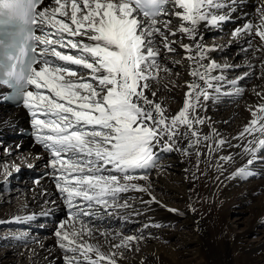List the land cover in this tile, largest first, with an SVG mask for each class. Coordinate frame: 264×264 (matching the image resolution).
<instances>
[{
	"label": "snow or ice",
	"instance_id": "snow-or-ice-1",
	"mask_svg": "<svg viewBox=\"0 0 264 264\" xmlns=\"http://www.w3.org/2000/svg\"><path fill=\"white\" fill-rule=\"evenodd\" d=\"M238 3L0 0V87L10 90L2 99L17 102L30 113L35 142L50 153L45 167L51 173L45 174L54 181L67 208L66 218L54 230L57 247L65 252L64 264H118L123 253H106L93 238H105L110 249L132 250L144 236L94 229L89 226L91 218L101 210L131 209L140 215L123 198L130 192L148 195L147 201L141 199L142 205L160 203L152 195L148 175L165 167L159 163V154L199 157L205 124V118L197 114L201 100L208 101L213 92L243 94L241 82L253 76L254 69L229 79L225 71L242 66L216 62L211 53L218 46L205 44L199 31L202 24L220 28L229 22ZM231 37L229 47L243 40L247 49L242 51L264 52V2L256 8L255 18L234 28ZM179 52H183L180 59H169ZM169 65L186 66L190 77L183 85L182 106L174 113L158 99L159 90H153L154 83L166 91L180 87L171 80L179 73H173ZM259 78L264 79V60ZM225 82L232 91H222ZM253 92L261 102L249 106L254 118L237 139L257 131L264 134V123L258 124L256 118L257 111L264 114V91L253 88ZM259 120L264 121V115ZM202 138L207 142L210 136ZM216 143L222 146L227 141ZM245 150L250 154L264 150V139L257 149ZM253 163L254 159H248L234 175L247 178ZM14 219L32 220L34 215ZM112 238L119 242L111 243Z\"/></svg>",
	"mask_w": 264,
	"mask_h": 264
},
{
	"label": "bare ground",
	"instance_id": "bare-ground-1",
	"mask_svg": "<svg viewBox=\"0 0 264 264\" xmlns=\"http://www.w3.org/2000/svg\"><path fill=\"white\" fill-rule=\"evenodd\" d=\"M262 2H264V0H239V3L236 6V11L233 14V19L236 20V24L231 19L229 22L223 24L222 27L227 24H229L230 27L234 24V27L231 29L232 32V30L236 28V25H239L238 27H240L248 22V20H253L256 14V8ZM44 3L48 4V0H45ZM162 19H166V17H162ZM176 23L177 20L173 18V24L175 25ZM208 28L214 30V28L207 27L203 24L200 26L199 31L203 38L206 36ZM221 28H215V32L220 31L223 33V31L220 30ZM228 29L230 30V28ZM185 42L187 43L188 41L185 40ZM256 43H259V41H256ZM238 44L243 46L242 49H247V44H245L243 40ZM216 46H218L219 50L212 52L211 56L217 62L222 46ZM244 46L246 47L244 48ZM181 56H183V53L180 54L179 58H181ZM257 57H259V59H257ZM169 59H172V57H169ZM262 60H264V52L256 51L253 53L251 51H245V57L242 59V62H239V64L238 62H235L238 61V56L237 58L229 56L228 59L225 60L224 58L221 61H218V63L222 65H241L242 67L240 68H242V70L239 71L235 78L242 75L244 71H252L254 69V78L252 79V82L257 79L259 82L257 85L254 83L251 84V87L256 86L255 89L257 91H264V79L259 78ZM248 64L252 65L251 69L243 67ZM181 67L182 69L180 71L176 67H170L172 68L173 73H179L178 77L172 76L171 80L178 83L180 87H175L172 88L171 91H166L161 84H153L160 87L158 91V99L163 101L165 106H167L173 113L179 108L178 102H176V97L183 101L184 92L186 91L183 85L190 79L186 74V66ZM237 69L239 68H234L231 71L226 70L224 75L227 76L230 72H234ZM80 71L81 74H86L83 70ZM158 87L153 90H158ZM223 87H225V89L222 91L233 90L228 87L227 82L224 83ZM2 90L3 88L0 87V91ZM227 97L228 96L226 95H222L220 98L219 96H212V98L206 102L201 100L197 114L200 117L206 118L207 122L212 125L218 123L215 126V130H220L227 137H231L237 134L239 128L245 124L249 106L253 105L256 95L252 91L248 94L246 99L239 103H236V101L231 103L228 101L224 102V100H229ZM232 100L233 99H231V101ZM224 104L232 106L221 108L220 106ZM225 109H227V111L223 112ZM261 115L264 114L258 112V117ZM258 122L264 123V121L261 120ZM27 126L31 127V116L24 107L13 109L10 107L7 108L0 103V142H2V144L0 143V156L1 154H7L5 151L6 149L10 150V152L22 151L25 155L24 158L23 155L20 157V161L25 163L26 169L20 168L21 165H14V167H12V161H10L8 164L9 166H7L6 162H8L10 157L11 159L13 157L9 156L4 158L2 156L6 162L3 161V165L0 166V179H3L4 176L9 174L10 169L8 167L11 166L13 169L11 174L15 173L16 177H23V180L21 179V183H19L22 188L20 195L17 193V191L20 190L19 186L15 187L14 190L11 189V192L8 190L9 192L7 194L0 191V193H2L0 194V223H11L9 226H7V224L5 225L7 227H26L27 229H34L38 232L46 229L49 231V236H38L40 238L32 236L31 239L26 237L23 232H9L5 235L6 239L0 242V245H2V248L0 249V264H64L63 257L65 252L57 247L54 230L50 227L54 220H49L48 217L51 215L56 216L59 221L64 220L67 213L66 206L62 202V197L57 194L54 181L51 178L48 177L42 179L43 181L38 180L39 183H36L37 180H34L30 175H27L30 170H36L37 168L50 171L51 173V169H46L45 167L46 162L50 158V153L48 151H41L43 147L36 143L34 138H24L21 136L22 128ZM218 140V137L215 139L211 138L205 143L204 147L210 151V156L212 157L204 154V152L199 157L196 155L182 156L179 161L181 166L178 167L174 166L176 163L169 165L167 161H164L161 155L162 153H160L159 163L165 165V167L155 169L152 174H149L152 195H154L160 203L150 204L152 207H145L141 203L139 204L140 209L144 211L145 215L155 219L158 223H170L179 218H182L184 223H193L197 228L192 236H190L189 233L187 234L184 231H180L178 228L173 231L170 230V228L165 230L162 229L161 232L156 233L151 231L150 236H148L151 240L149 241V239L146 240L144 238L138 244L132 245V250L124 248L122 250L110 249L105 238L99 237L98 235L93 238L92 242H98L102 246V250L106 253L110 250L118 253L122 252L123 255L118 257V262L120 264H186V258L182 257L185 256L184 253H188V256L191 259L195 258L196 260H199L200 264H264V243L261 242L258 243V245L255 244L248 248L247 246L240 247L239 242L241 236L236 235V233L233 232V227L226 221L229 209L238 204L237 200L239 198L244 199L243 197L245 196L250 197L254 192H258V195L256 197H250L253 201L251 200L252 203L249 208L252 215V219L249 221V226L255 227L257 223L264 221V178H247L249 179V184L238 187L235 186V184H238L240 177L234 175L238 169L242 166H246L248 159H254L255 163L261 162L262 160L257 157L261 150L257 151L255 154H250L245 150L243 152V158L236 162L234 168L230 169L229 164L232 158L226 163L224 160L218 162L215 160L222 155L216 147V142ZM238 142L241 141L236 139L231 144H224V146H220V148H222V152H225L226 155L228 154L231 156V152L235 151L236 153L239 151L241 146L237 145ZM17 147H19L18 150H16ZM202 149H204L203 146ZM37 156L41 158L37 159ZM255 163L251 166H254ZM28 165H33V167H28ZM17 167L19 168V171L16 170ZM172 168L178 169L180 174H177V172H170V169ZM186 171L194 175L196 189L208 193L210 197L207 202H204V204L201 205V209L196 208L195 211L187 210L184 212L178 211V213L169 211L168 209L179 210L182 206L180 203L182 198L179 194L183 193L185 189L188 191V181L187 179H183V175ZM195 171L197 173H194ZM204 173H207V175L202 176L201 174ZM22 174H24V176H21ZM1 180L0 183H2ZM138 183L143 184L145 182L138 181ZM6 192L7 191L5 190V193ZM45 193H47V195H45ZM222 193L227 195H221ZM16 194L19 196L18 198L14 199L11 197V195ZM132 194L133 192H130L123 197H128ZM140 195L143 200L149 199L147 194L140 193ZM194 202L196 203L195 200ZM48 211L52 213H49ZM120 214L117 212L115 214L111 213L110 217H106L105 212L102 210L97 211L96 215L91 218L89 226L101 231L107 230L110 233H116L119 223H124L126 221L124 217L121 218ZM29 215H34V219L21 221H15L14 219L17 216L26 217ZM190 217L192 219H190ZM135 219L136 218L133 217L129 218L126 223H129L130 225L135 222ZM100 222H102V224H100ZM144 223L145 221H143L142 229L144 228ZM199 227H201V230ZM23 231L25 230L23 229ZM2 237L4 238V236ZM85 239L88 238L85 237ZM166 239H170L172 242L164 244L163 242ZM116 242H119V240L116 238L111 239V243L114 244ZM192 242L194 244H192ZM193 245H195V247L192 249L191 246ZM10 252L13 254H10ZM233 253L235 254L233 255ZM140 256L144 261L135 260Z\"/></svg>",
	"mask_w": 264,
	"mask_h": 264
},
{
	"label": "rangeland",
	"instance_id": "rangeland-1",
	"mask_svg": "<svg viewBox=\"0 0 264 264\" xmlns=\"http://www.w3.org/2000/svg\"><path fill=\"white\" fill-rule=\"evenodd\" d=\"M166 18H168V17H166ZM232 20L236 24V20H234L233 18H232ZM238 26L239 25H236V27H238ZM232 27H234V24L232 26H230V27H229V24L224 25V27H222L220 29L221 31H223V33H221L220 31L215 32V30H216L215 28H214V30L208 28L207 29L208 31L206 32V36H204V38H203L205 44L222 46L221 53L218 56L217 62L221 61L224 58L226 60V59H228L229 56H233L234 58H237V56H238V61H235V62L236 63L238 62V64H239V62H242V59L245 57V51L246 50L242 51V47L243 46H240L238 43H233L229 47V41L232 39L231 34H230ZM228 28H230V30ZM245 47L246 46H244V48ZM181 53H183V52H179V55H177L175 57H172V59H180L179 56H180ZM257 59H259V57H257ZM169 66L170 67H174L172 65H169ZM176 68L179 71L182 69V67H176ZM240 70H242V68H239V69H237L234 72H230L232 75L229 73L228 74L229 76L227 75V77L230 78V79L235 78V76L238 75ZM253 78H254V76H251V77H249V78H247V79H245L244 81L241 82L240 86L244 88V92H243V94L241 96H230V97L228 96L227 98L229 100H224V102L228 101L229 103H231L233 101H236V103H239L242 100L246 99L248 97V94L253 91V88H256V86L251 87V84L254 83L255 85H257L258 82H259L258 79L252 82ZM263 86H264V84H263ZM156 87H158V86L153 85V89H156ZM159 89H160V87H158V90ZM224 89H225V87L222 88V90H224ZM222 95L223 94L217 95L215 92L212 93V96H219V98ZM231 99H233V100L231 101ZM176 102H178L179 107L182 106V102L183 101L180 100L178 97H176ZM260 102L261 101L256 96L253 105H258ZM227 106L231 107L232 105L224 104V105H221L220 107L221 108H227ZM226 111H227V109L223 110V112H226ZM253 118L254 117L250 114V111H248L247 117H246V120H245V124L239 128V132L237 134H235V135H233L231 137H227L220 130H215V126L218 123H216L215 125H212V124L208 123L206 118H205V124H204V126L202 127V130H201V138L203 137L204 134H207V135L210 136V139L211 138L215 139V138L218 137L219 139L221 138V139L227 141L226 144L229 145L234 140L237 139L238 135L243 131V129L249 124V121L252 120ZM256 118L259 121L258 111H257V117ZM214 131L216 133H218V135H213ZM0 138H1V136H0ZM261 139H264V134H261L259 131H257L254 135H247L246 134L243 139H237L238 141H241V142H238V144H237V145H239L241 147H240L238 152H236V153H235V151L231 152L230 153L231 156H229L228 154L226 155L225 152H222L223 151L222 148H220V146L216 145V147L219 149V151L222 153V155L219 156V158L215 159V160H216V162H218V161L222 160V159H220L221 157H226V156L227 157H231L232 160L230 159L231 162L229 164V167H230V169H232L236 165V162L238 160H240L241 158H243V152L245 151V149H255V148L257 149L258 148V142ZM0 143L2 144V142H0ZM205 143L206 142L202 138L201 139V144H203V145H201V144L199 145V148H200L199 151L201 152V154L204 152V154H207V155L210 156L211 155L210 151L208 149H206V147H204ZM202 146H203L204 149H202ZM222 146H224V145H222ZM18 148L19 147H17L16 150H18ZM207 151H209V152H207ZM161 153H162L161 155H162L164 161H167L169 163V165H171L172 163H176L174 166H177V167L181 166V163L179 161L182 158V156L185 157L184 155H182L179 152H172V153H163V152H161ZM255 153H253V154H255ZM22 155H23V158H24L25 153L22 152V151H20V152L19 151H17V152L12 151L10 155L9 154H1V156H0V166L3 165V161H5L4 158L12 156L13 158L11 159V157H10L8 162L5 161L7 163V166H9L8 164L10 163V161H12V163H13L12 167H14V165H21L20 168H22V169L24 168L25 169V163L20 161V157H22ZM209 156H206V157H209ZM210 157H212V156H210ZM257 157L260 158L262 161L258 162V163H255L254 166H250V169H252V170H250V172L253 173V174H251L247 178H253V179H256L258 177L259 178L260 177L264 178V150L259 151ZM227 161H229V160H224L225 163ZM189 162H190V160H189ZM169 165H167V166H169ZM8 168L10 169L9 174L4 176L3 179L1 178L2 180L0 179L1 182H2V183H0V185H1L0 186V191L4 192V194H7L9 192L8 190H10V192H11V189L14 190L15 187L19 186L20 190H18L17 193H19V195H20V191H21L22 188H21L19 183H21V179L23 177H21V178L20 177H16L15 173L11 174V172H13V169L11 168V166L8 167ZM153 171L154 170L148 172V175L152 174ZM170 172H173V173L177 172V174H180V171L178 169H173L172 168V169H170ZM194 173H197V172L195 171ZM198 173H200V172H198ZM201 175L202 176H206L207 173H204V174H201ZM21 176H24V174H22ZM247 178L240 177V180L238 181V184H235V186L239 187V186H242V185L249 184V182H248L249 179H247ZM183 179H187V181H188V191L185 189V191L183 193L179 194L181 196V198H182L181 199L182 201L180 202L182 204V206L179 209V211L184 212V211H187V210L195 211L196 208L197 209H201V205L204 204V202L208 201V199L210 197L209 194L206 193V192H203V191H200V190L196 189V187H195V177H194V175L192 173L186 171V173L183 175ZM5 190L7 191L6 193H5ZM263 191H264V188H263ZM0 194H2V193H0ZM133 194L131 196H128V197L125 196L123 198L124 199H129L130 203H132L134 208H135V212H139L140 215H135V213L131 209H128V210L121 209V210H118V211L114 210L115 212L114 211H110L112 214H115L116 212L118 214L121 213L120 214L121 218L124 217L126 221L129 218H132V217L136 218L135 222H133L130 225H129V223H126V222L119 223V227H118V230H117L116 233H122L124 236H129V235H134V234H142L146 240L149 239V241H150L151 239L148 236H150L151 231L152 232L154 231L153 233H156V232H161L162 229L165 230V229H169L170 228V230L173 231L176 228H178L180 231H184L187 234L189 233L190 236H192L193 232L196 231L195 229L197 228V226H194L193 223H189V222L188 223H184L182 221L183 220L182 218H179V219H177V220H175L173 222H170V223H163V222L162 223H160V222L158 223V221H156L155 219H153V218H151L149 216H146L144 211H142L140 209V206H139L140 201H141L140 199H142L140 193L133 192ZM221 195H227V194L222 193ZM257 195H258V192H256V193L254 192L250 197H256ZM11 197L16 199L19 196L16 194V195H11ZM250 197L245 196V197H243L244 199H242V198L240 199L239 198L237 200L238 204L232 206L229 209L228 215L226 216V221L233 227L232 228L233 232L236 233V235L241 236L240 242H239V246L240 247H246L247 246V248L251 247V246H253L255 244L258 245V243H261V242L264 243V221L257 223L255 227L249 226V221L252 219V217H251L252 215H251V212H250L249 208H250V205H251V203L253 201L252 198H250ZM137 199H139V200H137ZM194 200L196 201V203L194 202ZM144 201H147V200H144ZM144 206L148 207V206H151V205L147 204V205H144ZM48 212L52 213L50 211H48ZM110 212L106 213L107 217L111 216ZM49 217H48L49 220H54V221H52L53 224L50 227L52 228V230H55L56 224L59 221V219L56 216H51L50 215ZM190 219H192V218L190 217ZM190 219H189V221H190ZM154 220H155V222H154ZM178 220H180V221H178ZM143 221H145L144 225L145 224H153V225L150 226V227H147L146 229H144L145 227L142 229ZM5 224H7V226H9V224H11V223H6V222L0 223V242H2L4 239H6L5 235L8 234L9 232H13V233H17L18 231L19 232H23V234H25L26 237H29L31 239H32V236H34L35 238H40L43 235L44 236L45 235L49 236L48 235L49 231L46 230V229H43L42 231L38 232V231H35L34 229H27L26 227H17V226L16 227H14V226L7 227ZM43 224H46V223H43ZM100 224H102V222H100ZM157 225H159V226H157ZM169 225H172V226H169ZM120 226H122V227H120ZM23 229L25 231H23ZM199 229L201 230V227H199ZM11 230H13V231H11ZM146 233H147V235H146ZM2 236H4V238ZM38 236H40V237H38ZM165 241L163 242L164 244L168 243V242H172V240H170V239H166ZM116 243H118V242H116ZM192 244H194V243L192 242ZM194 247H195V245L191 246L192 249ZM1 248H2V245H0V249ZM10 254H13V253L10 252ZM231 254H232V252H231ZM234 254L235 253H233V255ZM184 255L185 256H182V257L186 258L185 259V263L186 264H200L199 260H196L195 258L191 259L188 256V253L187 254L184 253ZM135 260L136 261L137 260L138 261H144L141 256L138 257V259H135ZM118 264H120V263L118 262Z\"/></svg>",
	"mask_w": 264,
	"mask_h": 264
}]
</instances>
